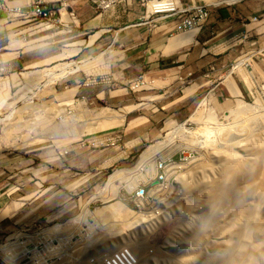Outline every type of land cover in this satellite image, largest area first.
Wrapping results in <instances>:
<instances>
[{"label":"rangeland","instance_id":"rangeland-1","mask_svg":"<svg viewBox=\"0 0 264 264\" xmlns=\"http://www.w3.org/2000/svg\"><path fill=\"white\" fill-rule=\"evenodd\" d=\"M9 1L27 4L24 12L36 2L0 0V14L6 13ZM93 2L95 11H106L104 44L88 47L95 31H73L72 40L65 42L69 45L50 50L59 55L79 49L73 57H51L32 67L0 72V264H104L112 258L113 264H231L237 237L255 215L250 243L237 264H264L258 255L264 257L262 74L259 83L251 62V70L241 78L248 93H225L221 86L212 93L202 91L172 117L164 109L179 92L171 98L164 89L152 93L150 88L160 83H151L148 71L138 73L133 65L125 76L119 73L120 59L141 55L110 48L114 31L127 21L115 17L132 11L130 5ZM30 19L27 41L33 40L34 30L49 28ZM247 23L259 32L243 30L235 36L228 31L220 38L236 57L259 62L264 71V14ZM71 60L91 64L51 82L55 69H44ZM101 79L107 81V90L126 89L128 103L113 107L107 99L97 100V85L73 88ZM224 79L227 86L226 75ZM68 90H74L70 98L63 94ZM106 108L122 121H98L94 115ZM153 146L157 148L149 159L141 161V154ZM230 162H238V169L228 177L224 169ZM141 189L144 195L139 197ZM113 204L119 206L117 215L110 213ZM112 246L117 250L110 255ZM132 248L139 249V258Z\"/></svg>","mask_w":264,"mask_h":264},{"label":"crops","instance_id":"crops-1","mask_svg":"<svg viewBox=\"0 0 264 264\" xmlns=\"http://www.w3.org/2000/svg\"><path fill=\"white\" fill-rule=\"evenodd\" d=\"M93 1L51 0L45 6L46 9L53 11L49 22L50 27L44 30H34L32 41H27L26 38L27 23L31 19H24L10 12L16 7L25 9L27 4L19 5L20 1L5 3L6 13L0 14V51H2L0 64L4 66V69L11 70L27 66L32 67L42 61L52 59L58 53L50 51L53 49L51 46L69 45L65 42L72 40L73 31H78L80 34L95 31L94 36L90 37L92 40L88 42V47H99L104 44L107 34L106 29H104V13L106 11H95ZM119 1L121 2L117 5L125 3L124 0ZM128 2L127 4L130 5L132 11L120 12V15L115 19L119 20L118 22L121 19L129 21L123 23L124 27L121 26L114 31L110 48L120 51H141L139 57H131V54L125 55L123 60L127 59L128 64H123L122 59L118 60L121 75L125 76L127 73L125 69L133 65L130 68L136 67L138 73L140 70H147L152 77L151 83H160V86L150 88L152 93H155L154 91L158 88L164 89L163 94L171 98L173 93L179 92L177 93L179 96L171 102H167V108L166 105L163 107L166 108L164 110H167L166 114L177 117L186 107V103L196 98L199 92L212 93L218 90L220 86L225 93L231 92L237 95L248 93V87L242 83L241 78L246 76V71L251 70V62L258 70L259 83H261L260 74L264 78V71L259 62L249 58L236 57L234 49L226 47L224 38H220L228 31H231V34L235 36L243 30L259 32L257 28L252 26V23L248 24L247 21L252 22L253 17L255 19V17L264 14V0H177V5L181 8H189L204 3L209 5L210 9L209 18L201 30L184 33L174 31L176 18L171 16L158 21L153 27V22L147 16L149 12L143 11V15L140 14L144 7L137 4L135 0ZM8 3L12 5L9 6ZM14 3L19 6L13 5ZM29 10L30 7L28 6ZM161 15L166 16L169 13L164 11L161 12ZM140 17L142 19L138 21ZM125 36L129 38L126 42ZM236 52L238 51L236 50ZM223 71L228 78L227 86L223 84L226 79H224L225 75L222 74ZM249 77L251 80L256 79L253 75H249ZM110 80L113 79L110 78ZM90 82L88 80L82 86L73 88L84 90V87L97 85L95 92L90 91L97 93L95 96L97 100L107 99L109 103H113V107H116L117 102L128 103L129 94L126 89L113 88L107 90L105 88L107 81L103 79L98 84L91 85ZM235 83L240 85H237L240 87L239 89ZM262 83H264V79ZM171 107L174 109L170 110Z\"/></svg>","mask_w":264,"mask_h":264},{"label":"bare ground","instance_id":"bare-ground-1","mask_svg":"<svg viewBox=\"0 0 264 264\" xmlns=\"http://www.w3.org/2000/svg\"><path fill=\"white\" fill-rule=\"evenodd\" d=\"M173 1V0H172ZM174 3H177L178 4V2H177V0H175V2ZM210 4H213V3H210ZM148 5H149V8L150 9H152V10H154L155 8V6H156V4H154V2H152V1H150L149 3H148ZM214 5V4H213ZM158 10H161V12L162 11H164V10H162V9H158ZM40 25H43L44 27H50V25H49V23H42V24H40ZM94 36V35H93ZM91 41V40H90ZM76 44V43H75ZM72 45V44H71ZM72 47V46H71ZM78 50L79 49H74V48H72V49H65V50H63L62 51V53L61 54H59V55H57L56 57H53V58H55V59H66V58H69V57H73L77 52H78ZM100 56V55H99ZM101 56H102V54H101ZM53 60V59H52ZM48 61V60H47ZM98 61H99V59H98ZM94 63V62H93ZM89 64H91V63H89V60L88 61H83V60H80V61H73V60H71V61H66V62H61V63H57V64H54L55 66L53 67L52 66V68H49V69H44V71L46 70V71H48V73H49V71H52V70H54L55 69V73L53 74V72H52V76H54L53 77V79H52V81L51 82H53V83H55L58 79H60V78H62L63 76H65V75H68V74H71V73H74V72H76V71H79V70H82V69H84L85 70V67L87 68V66L89 65ZM93 65V64H92ZM90 66V65H89ZM92 68V67H91ZM87 69H89V68H87ZM86 69V70H87ZM41 72H42V70H40ZM43 71V73H45ZM38 72V71H37ZM27 72H25V74H26ZM29 75V74H28ZM32 75V74H31ZM47 74H45V76H46ZM30 76V75H29ZM28 76V77H29ZM31 77V76H30ZM51 77V76H50ZM49 77V78H50ZM48 78V79H49ZM42 80V79H41ZM48 81V80H47ZM31 82V81H30ZM53 83H50V84H53ZM230 84V83H229ZM235 88V87H234ZM238 91V90H237ZM238 93H239V91H238ZM63 94H65V96L66 97H71V96H73L74 95V90H68L67 92H65V93H63ZM69 97V98H70ZM206 102V101H205ZM203 103V102H202ZM206 106V105H205ZM115 112H113L112 110H110V109H108V108H106V109H104V111L103 112H101V113H99V114H95L94 116H97V117H100V118H97L98 119V121L101 119V118H104V119H107V120H114V119H119L120 120V122L122 121V117H121V115L120 116H118V115H116V114H114ZM212 113H213V111H212ZM92 117V116H91ZM93 118H95V117H93ZM92 119V118H91ZM15 122H17V121H15ZM13 123V122H12ZM11 123V124H12ZM115 123V122H114ZM17 124H18V122H17ZM8 125V124H7ZM94 125H95V123H94ZM89 126V125H88ZM87 126V127H88ZM183 126V124L181 125V127ZM9 127H10V125H9ZM12 127H14L13 125H12ZM11 127V128H12ZM86 127V126H85ZM95 127V126H94ZM180 127V126H179ZM179 127L178 128H176L175 130H173L172 132L174 133L175 131H178L179 130ZM180 127V128H181ZM15 128V127H14ZM19 128V127H18ZM91 128V127H90ZM92 130V129H91ZM4 131V130H3ZM9 131V130H8ZM12 131V130H11ZM84 131H86V130H84ZM89 132V131H88ZM91 132V131H90ZM172 132H170V133H172ZM2 133V132H1ZM28 134V133H27ZM9 135H11V133L9 134ZM1 140V139H0ZM39 140V139H38ZM6 141V140H5ZM9 145V144H8ZM154 146H156V145H154ZM150 147V148H147V150L143 153V154H141V161H146L147 160V158L150 156V154L151 153H153L154 151H155V149L154 148H157V147ZM158 146V145H157ZM161 147H162V144H161ZM160 147V148H161ZM159 148V147H158ZM158 149H156V151H157ZM258 150V149H257ZM257 152V151H256ZM253 154V153H252ZM261 154V153H260ZM245 156H248V155H245ZM250 156V155H249ZM257 155L255 154V157H256ZM261 156V155H260ZM243 158V157H242ZM245 158V157H244ZM259 158V157H258ZM149 159V158H148ZM246 160V159H245ZM231 161V160H230ZM139 163H140V161H139ZM238 163V162H237ZM236 162H230L229 164L230 165H228V167L226 168L227 169V172H226V169H224L225 170V175H228V177H230V175L231 174H233L235 171L237 172V169H238V164H237ZM145 165V164H144ZM202 165V164H201ZM245 165V164H244ZM142 166V165H141ZM243 167V166H242ZM241 167V168H242ZM263 168V167H262ZM239 169H240V167H239ZM157 170H158V168H157ZM239 171V170H238ZM235 172V173H236ZM254 173V172H253ZM259 173V172H258ZM238 174V173H237ZM117 175V173L116 174H114L113 176H111L110 178H109V181H112V179L114 180V177ZM236 175V174H235ZM255 175V174H254ZM119 176V175H118ZM232 177V176H231ZM121 178V177H120ZM227 179V178H226ZM228 180V179H227ZM113 182V181H112ZM229 182V181H228ZM111 183V182H110ZM222 183V182H221ZM223 183H225V182H223ZM108 186V185H107ZM218 186V185H217ZM114 187V186H113ZM227 187V186H226ZM230 187V186H229ZM155 188V187H154ZM221 188V187H220ZM222 189V188H221ZM226 190V189H225ZM231 190V189H230ZM223 191V190H222ZM229 191V190H228ZM232 191V190H231ZM222 193H224V192H222ZM229 196V195H228ZM118 203V202H117ZM116 204V203H115ZM114 205V204H113ZM112 205V206H113ZM111 206V207H112ZM116 205H114V207H115ZM117 206H118V204H117ZM117 206L115 207V209H114V207H113V209L110 207V206H108L109 207V209L111 210V214H113V215H117V212H116V209H117ZM119 207V206H118ZM255 208V207H254ZM243 209V207L240 209L241 211H243L242 210ZM259 210V209H258ZM253 211V210H252ZM86 212V211H85ZM240 212V211H239ZM95 213V212H94ZM98 213V212H97ZM254 213V212H253ZM256 213V212H255ZM90 215V217L91 216H95V215H93V212H90V211H87L86 212V216H89ZM255 215V214H254ZM251 216H252V214L250 215V218H251ZM256 216V215H255ZM255 216L254 217H252V220H253V218H255ZM83 220H85V218L83 219ZM252 220L251 221H249L247 224H246V228H245V230H244V233L242 234V232H243V230H242V232H241V234H239V235H243V236H241V237H237V240H238V238H239V240H238V242H237V246L236 247H233V248H235V250L233 251V255H232V259H231V264H237V263H240L239 261H240V259L241 258H243L244 256H245V250H246V247H247V245H249V243H250V236L252 235H250V233H251V230H253L252 228ZM86 223V222H85ZM87 224V223H86ZM91 226L92 225H90V228H91ZM245 227V226H244ZM241 230V229H240ZM93 232V231H92ZM94 233V232H93ZM100 236V235H99ZM234 240V239H233ZM236 240V241H237ZM235 241V242H236ZM95 242V241H94ZM105 243V242H104ZM236 243H234L233 245H235ZM103 245V244H102ZM118 245V244H117ZM121 246V245H120ZM125 246V245H124ZM129 246V245H128ZM103 247V246H102ZM105 247H107V246H105ZM126 247V246H125ZM104 248V247H103ZM110 248V247H109ZM114 248H116V247H114ZM118 248H119V246H118ZM259 248V247H258ZM112 249H113V246H112ZM131 249V248H130ZM61 250V249H60ZM101 250V249H100ZM103 250V249H102ZM105 250V249H104ZM103 250V252L105 253L107 250H105L104 251ZM117 250V249H116ZM115 249H113L112 251L111 250H108L107 251V253L108 254H112V253H114L115 251H116ZM126 250V249H125ZM139 249L137 248H135V249H133L132 248V251L131 252H133L134 253V255L135 256H137V258H139V251H138ZM232 250V249H231ZM114 251V252H113ZM141 251V250H140ZM260 251V250H259ZM259 251L257 252V253H259ZM263 251V253H264V250H262ZM101 252V251H100ZM112 252V253H111ZM142 252V251H141ZM261 252V251H260ZM103 253V254H104ZM113 255V254H112ZM125 255V254H124ZM142 255V254H141ZM261 258H262V260H263V255H262V253H260V254H258ZM109 256V255H108ZM107 256V254H106V257H108ZM133 256V255H132ZM132 256H130V257H132ZM254 256V255H253ZM255 256H256V253H255ZM104 257V256H103ZM111 257V256H110ZM113 257V256H112ZM257 258H258V256H256ZM255 257V258H256ZM259 257V258H260ZM132 258H134V257H132ZM141 258V257H140ZM256 258V259H257ZM99 259V258H98ZM102 259H104V258H102ZM135 259V258H134ZM250 260H252V259H250ZM106 260H104V262H105ZM255 261V262H254ZM260 261V260H259ZM264 261V260H263ZM103 262V261H102ZM122 262V261H121ZM129 262V261H128ZM243 262V261H242ZM4 263V262H3ZM79 263V262H78ZM114 263V258H112V259H109L107 262H105L104 264H113ZM130 263V262H129ZM97 264V263H96ZM102 264V263H101ZM131 264V263H130ZM250 264H257V262H256V260H253L252 262H250Z\"/></svg>","mask_w":264,"mask_h":264},{"label":"built area","instance_id":"built-area-1","mask_svg":"<svg viewBox=\"0 0 264 264\" xmlns=\"http://www.w3.org/2000/svg\"><path fill=\"white\" fill-rule=\"evenodd\" d=\"M125 2H128L129 0H124ZM137 4L141 5L142 7H145V11L149 12L147 14L148 17H150L149 20L153 22V27L156 26L157 22L165 19L167 17H175L176 23L174 27V31L176 33H184L189 31H199L203 27L204 23L209 18L210 9L209 5L206 4H197L189 8H181L177 5V3H174L175 0H135ZM152 1L156 6L155 9L152 10L149 8L148 3ZM51 0H36L32 5H30V10L28 12H24L22 7H16L10 12L14 14L15 16L22 17L24 19L32 18V19H38L42 23H49L51 20V17L53 15V11L50 9H46L45 6L49 4ZM121 1L119 0H100L101 4H105V6L108 5H114ZM129 3V2H128ZM168 11L169 15L162 16L161 10ZM162 11V12H164ZM4 68H0V72H3ZM142 77H139L141 79ZM82 99H84L82 97ZM160 180H162V176L159 175L158 177ZM159 180H156V184ZM139 197H142L144 195V190L141 189L138 191ZM137 192V193H138ZM123 256V255H122Z\"/></svg>","mask_w":264,"mask_h":264},{"label":"water","instance_id":"water-1","mask_svg":"<svg viewBox=\"0 0 264 264\" xmlns=\"http://www.w3.org/2000/svg\"><path fill=\"white\" fill-rule=\"evenodd\" d=\"M153 184H156V182H154Z\"/></svg>","mask_w":264,"mask_h":264}]
</instances>
